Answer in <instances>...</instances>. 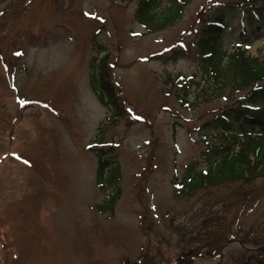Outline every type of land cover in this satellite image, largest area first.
<instances>
[{"label": "rangeland", "instance_id": "374dc122", "mask_svg": "<svg viewBox=\"0 0 264 264\" xmlns=\"http://www.w3.org/2000/svg\"><path fill=\"white\" fill-rule=\"evenodd\" d=\"M120 1L0 0V264H188L186 254L191 264H215L231 236L263 245L264 177L188 196L173 185L191 162L204 167L218 144L204 136L206 121L247 94L216 89L200 71L205 11L226 0H195L156 33L136 21L137 0ZM238 18L227 17L224 48L240 40L262 55L264 27L249 26L245 41ZM97 30L102 50L92 41ZM91 42L101 50L95 88L115 108L128 107L117 110L127 116L116 124L105 120L110 111L91 86L80 89L95 62ZM175 45L184 49L176 48L177 61L170 53L153 59ZM163 70L201 82L189 95L193 105L178 101L179 87L165 94ZM90 142L95 148L87 150ZM97 157L117 181L104 191L95 185ZM238 252L226 249L223 264H243Z\"/></svg>", "mask_w": 264, "mask_h": 264}, {"label": "trees", "instance_id": "16d2710c", "mask_svg": "<svg viewBox=\"0 0 264 264\" xmlns=\"http://www.w3.org/2000/svg\"><path fill=\"white\" fill-rule=\"evenodd\" d=\"M191 0H168L169 4L161 9L159 13L147 15L159 7L160 1L143 2L139 10V18L147 27L156 29L163 28L175 22L183 11V6ZM239 9L242 13V22L245 16H253L258 25H261L264 16V0H234L233 3H225L218 6L212 16L207 19L205 33L210 43L208 48L203 50L208 54L205 71L207 77L223 84H231L237 91L250 88L245 101L238 103L236 119L241 120V130H237L231 124L233 119L226 112L224 117H216L218 123L227 121L229 126L234 128V133L227 134L225 144L214 150L210 157L221 156L220 161L213 168L207 171L189 170V179L175 185L181 189L183 195H192L198 190L204 189L207 185H217L228 179L255 181L264 177V51L261 56H250L247 50L238 47L233 53L226 55V52L217 45L221 43V33L225 26V17L229 11ZM146 15L147 18L144 16ZM204 40V39H203ZM202 40V41H203ZM200 41V43L202 42ZM207 45L206 43L204 44ZM223 126L226 127L224 123ZM239 145V149L235 147ZM101 165V169H105ZM103 181V174H100Z\"/></svg>", "mask_w": 264, "mask_h": 264}]
</instances>
